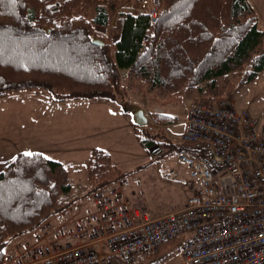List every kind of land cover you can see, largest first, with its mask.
I'll list each match as a JSON object with an SVG mask.
<instances>
[{
	"label": "trees",
	"instance_id": "obj_1",
	"mask_svg": "<svg viewBox=\"0 0 264 264\" xmlns=\"http://www.w3.org/2000/svg\"><path fill=\"white\" fill-rule=\"evenodd\" d=\"M95 3L89 17L85 0H0V97L36 89L51 92L56 101L98 98L128 106L127 78L143 94L165 97V104L186 95L219 101L264 71V30L250 0H160L155 22L148 12L118 9L115 1ZM109 27L118 33L112 44L99 33ZM151 117L160 127L140 132L144 144L158 146L155 157L185 151L166 132L175 119L156 111ZM31 154L18 153L0 171V264L9 243L63 210L61 196L74 190L65 163ZM127 174L110 153L93 149L84 194ZM181 242L165 241L136 263L114 257L113 264H162Z\"/></svg>",
	"mask_w": 264,
	"mask_h": 264
},
{
	"label": "built area",
	"instance_id": "obj_2",
	"mask_svg": "<svg viewBox=\"0 0 264 264\" xmlns=\"http://www.w3.org/2000/svg\"><path fill=\"white\" fill-rule=\"evenodd\" d=\"M95 1L130 8L126 0ZM145 1L133 10L155 22L160 0ZM185 125L179 159L191 193L183 208L154 216L130 204L121 182L75 200L63 194L66 207L3 264L136 263L173 238L182 242L169 264H264V125L229 97L190 100Z\"/></svg>",
	"mask_w": 264,
	"mask_h": 264
},
{
	"label": "rangeland",
	"instance_id": "obj_3",
	"mask_svg": "<svg viewBox=\"0 0 264 264\" xmlns=\"http://www.w3.org/2000/svg\"><path fill=\"white\" fill-rule=\"evenodd\" d=\"M257 1L259 10L264 13V0ZM145 2L148 5L150 1ZM127 4L133 10L139 0H126ZM95 7L94 0H85L84 12L89 17L94 15ZM111 16L113 23L117 10ZM99 31L110 44L118 36L112 27ZM124 84V101L128 106L98 98L56 101L51 92L36 89L14 91L0 97V157L13 159L20 152H41L64 162L70 169L74 188L71 196H77L87 188L86 167L91 151L103 149L111 154L117 167L128 173L120 182L132 206L148 210L154 216L176 209L191 193L184 183L187 166L177 152H169L163 158L155 157L158 146L153 142L144 145L139 130L142 127L136 125L131 107L136 105L144 109L149 117L147 127L152 129L160 126L153 121L151 112L155 107L164 109L177 122L166 127L167 135L175 144H181L187 106L195 96L186 95L178 102L165 104V97L145 95L127 78ZM226 97L234 99L239 108L248 109L264 125V71L255 81L237 86L234 94ZM3 166L0 165V171ZM31 235L32 232L13 239L6 248V255L34 242ZM178 259L176 251L162 264Z\"/></svg>",
	"mask_w": 264,
	"mask_h": 264
},
{
	"label": "crops",
	"instance_id": "obj_4",
	"mask_svg": "<svg viewBox=\"0 0 264 264\" xmlns=\"http://www.w3.org/2000/svg\"><path fill=\"white\" fill-rule=\"evenodd\" d=\"M250 2L253 4V6L256 8V10H257V12H258V15H259V26H260V28H262L263 30H264V13L262 12V9H260L259 10V8H258V6H259V3H258V1L257 0H250ZM257 4H258V6H257ZM155 109H159L160 111H163L164 113H165V111H164V109H162V108H159V107H155L154 108V110ZM136 123V122H135ZM175 124V123H174ZM174 124H171V125H169V126H167V127H170V126H174ZM137 125V124H136ZM138 126V125H137ZM159 126V125H158ZM138 128H139V126H138ZM143 128V127H142ZM139 130H140V128H139ZM184 130H186V125H185V128H184ZM145 145V144H144ZM12 159H6L5 157H3V156H1L0 157V162H2L0 165H4L5 163L4 162H9V161H11ZM62 162V161H61ZM64 163V162H63ZM187 166V165H186ZM187 173V174H186ZM186 173H185V175H184V180L186 181V179L188 178V176H189V168H188V166H187V171H186ZM184 182V181H183ZM185 183V182H184ZM124 188V187H123ZM75 189L77 190V191H79L78 190V188H77V186L75 187ZM187 200H188V197H185V199H184V201L182 202V203H180V205L176 208V209H174V210H172V211H175V210H178V209H180V208H183L186 204H187ZM171 212V211H170ZM165 214V213H164Z\"/></svg>",
	"mask_w": 264,
	"mask_h": 264
},
{
	"label": "water",
	"instance_id": "obj_5",
	"mask_svg": "<svg viewBox=\"0 0 264 264\" xmlns=\"http://www.w3.org/2000/svg\"><path fill=\"white\" fill-rule=\"evenodd\" d=\"M94 43L103 45L104 41L100 38H95ZM131 110L134 116V120L138 126L146 127L149 124V117L145 113L144 109L135 105L131 107Z\"/></svg>",
	"mask_w": 264,
	"mask_h": 264
},
{
	"label": "snow or ice",
	"instance_id": "obj_6",
	"mask_svg": "<svg viewBox=\"0 0 264 264\" xmlns=\"http://www.w3.org/2000/svg\"><path fill=\"white\" fill-rule=\"evenodd\" d=\"M25 155H32L31 153H25Z\"/></svg>",
	"mask_w": 264,
	"mask_h": 264
}]
</instances>
